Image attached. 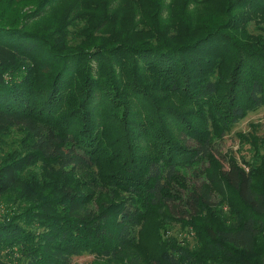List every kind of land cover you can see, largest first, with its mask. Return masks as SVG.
<instances>
[{"label": "trees", "instance_id": "1", "mask_svg": "<svg viewBox=\"0 0 264 264\" xmlns=\"http://www.w3.org/2000/svg\"><path fill=\"white\" fill-rule=\"evenodd\" d=\"M35 1L43 12L64 0H5L0 16ZM200 4L216 26L178 24L170 36L169 11L145 15L144 31L134 9L130 29L92 38L107 30L102 15L72 46L17 25L19 16L0 18V264L86 254L110 264H264V154L224 163L213 153L264 107V35L250 31L264 21V0L176 8L203 19ZM75 17L73 29L86 18ZM60 36L76 40L74 30ZM153 221L158 241L147 248ZM175 226L193 232L192 248L169 235Z\"/></svg>", "mask_w": 264, "mask_h": 264}, {"label": "rangeland", "instance_id": "2", "mask_svg": "<svg viewBox=\"0 0 264 264\" xmlns=\"http://www.w3.org/2000/svg\"><path fill=\"white\" fill-rule=\"evenodd\" d=\"M5 0H0V12L2 10V2ZM152 0H64L61 2L58 6H54L53 8L49 9V7L44 8L43 12L40 9V5H38V2L30 3L29 5H21L19 7V11L17 13L14 12V10H8V16L9 18L18 17L20 21L15 20V23L17 25H24L27 28L33 29L35 32H44L45 30H48V35H52L51 38L53 39L54 43L62 41L65 45H75L76 43H80L83 40L77 39V35L79 32L83 31L84 29H87L89 26L91 28L97 23V19L104 15L108 17L109 24L107 26V30H101L98 32V34L93 33L94 37L98 36L101 38H111L110 36L115 30V27L118 26L121 28V30L125 27L126 29H130L132 27L131 20L134 17V9H137L136 11H140L135 18L136 26L135 28L143 30H149V26H143L140 23H143L145 21H150L148 18L145 17V15H159L162 14L163 17L167 16L170 11V16L173 14V16L170 18V20H166V24H168L170 29L173 30L172 33H170V36H173L175 34V30L177 25L181 28L182 31H185V26L189 27H195L197 24H201L204 22L210 21V27L216 26L217 21H214L215 17L211 14H205V12L200 11L204 9L205 4H200L194 8V10H198V15H204L206 16L203 19H200L197 15L193 19V13L194 11L191 10L189 12L182 10V8L179 10L176 8V6L180 3L181 5L185 6L186 3H188V0H160L161 4L163 2L161 10L158 12H154L152 10L151 6ZM84 2H89V4H85ZM106 3V4H105ZM172 3L173 9L169 10V6ZM105 5V6H104ZM46 6V5H45ZM195 6V5H194ZM193 7V6H192ZM218 7V6H216ZM222 8V7H218ZM133 10V11H132ZM187 10V9H186ZM41 12V14H44L41 16V18L34 19L29 18L27 19V15H32V13L35 12ZM223 11V10H221ZM6 13V14H7ZM77 13L85 14V20L81 21L80 26L76 28H72V25H67L69 22H72V20L76 17ZM6 14L3 16H0L1 19H6ZM100 14V15H99ZM34 15V14H33ZM174 15H176V19H174ZM98 16V17H97ZM180 18H184L187 25H182V23H178ZM32 19H34L32 21ZM226 18L220 19V23L222 24L225 22ZM191 21V23H190ZM130 23V24H129ZM215 23V24H214ZM209 24V23H208ZM194 25V26H193ZM261 25V26H260ZM262 30H261V29ZM66 30H74L76 40L69 41V36L62 37L60 36L61 33L66 32ZM212 30V29H210ZM210 30L206 29H200L197 34L205 33ZM250 31L254 34H262L264 35V21H261L259 23V27L256 28L255 25H252L250 27ZM85 40V39H84ZM74 43V44H72ZM11 141V140H10ZM10 144H6V147L10 148ZM15 151V150H13ZM259 152L261 154H264V107L258 109L255 112L249 113L248 116L237 123L234 127L228 130L222 138H218V140L215 141L214 144V155H216L221 161L226 163V157H234L239 162L243 163V161H250L254 156H256ZM226 156V157H225ZM37 175V174H36ZM29 181V180H26ZM0 207L2 208V204L0 203ZM151 232L148 233L149 238L145 237L146 241V247L151 248L152 245L155 244V242L158 241L157 232L155 230V222L153 221L151 223ZM160 235V232H158ZM169 235H173L176 238H178L179 241H186L187 244H189V247H193L196 243V240L194 239L193 232H191L189 229H182L180 226H175L170 230ZM161 236V235H160ZM145 243V242H144ZM149 245V246H148ZM71 264H110L106 261H103L101 259L96 258L92 255H84L80 257H74L72 259Z\"/></svg>", "mask_w": 264, "mask_h": 264}]
</instances>
